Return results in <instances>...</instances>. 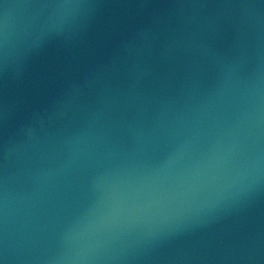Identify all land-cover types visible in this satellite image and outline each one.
I'll return each instance as SVG.
<instances>
[{"label":"water","instance_id":"water-1","mask_svg":"<svg viewBox=\"0 0 264 264\" xmlns=\"http://www.w3.org/2000/svg\"><path fill=\"white\" fill-rule=\"evenodd\" d=\"M0 264H264V0H0Z\"/></svg>","mask_w":264,"mask_h":264}]
</instances>
